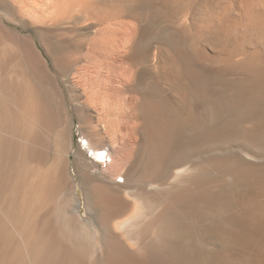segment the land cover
Masks as SVG:
<instances>
[{
	"label": "bare ground",
	"instance_id": "6f19581e",
	"mask_svg": "<svg viewBox=\"0 0 264 264\" xmlns=\"http://www.w3.org/2000/svg\"><path fill=\"white\" fill-rule=\"evenodd\" d=\"M2 1L20 23H39V33L63 47L53 62L86 125L88 151L78 152L84 160L75 171L92 181L101 215L92 231L74 207L65 129H35L51 116L43 94L48 61L33 38L0 22V264H125L124 250L132 264H156L159 248L172 251L175 263L188 262L187 253L176 255L179 244L193 241L188 212L185 219L171 214L182 200L158 195L189 187L202 169L184 166V153L174 156L185 140L181 129H217L205 131L209 139L264 129V0H203L199 28L189 0H132L118 13L97 9L96 0ZM132 89L139 90L140 136L122 127ZM188 102L195 127L183 114ZM110 138L120 156L101 169L88 153L107 162ZM260 208L250 215L258 233ZM126 209L128 216L115 220Z\"/></svg>",
	"mask_w": 264,
	"mask_h": 264
},
{
	"label": "rangeland",
	"instance_id": "374dc122",
	"mask_svg": "<svg viewBox=\"0 0 264 264\" xmlns=\"http://www.w3.org/2000/svg\"><path fill=\"white\" fill-rule=\"evenodd\" d=\"M97 1L98 0H96L95 4L97 9L109 10L117 13L122 9L121 5L132 4V0ZM133 1L135 2L136 0ZM202 2L203 0H189L187 2V12L191 13L189 15H191L190 18L193 23L195 22L193 25L195 28L200 27H198V25H200V21L202 20ZM16 13L17 12L12 6L8 4L5 5V3L0 0V22L11 30L18 31L25 37L33 38L36 41L35 48L42 52L49 65L47 70L50 76L47 78L48 84L43 87V94L45 99H47L46 101L50 108L51 116L48 124L45 122L46 124H42L43 127H38L36 125L35 129H65L69 144H73L71 146L72 149L70 150L69 160L70 169L72 168L71 172L75 178L74 183L76 184L74 190V207L80 213L83 223H86L89 228L94 231L96 227L97 229L100 228L99 217L101 215V210L93 201L94 197H92L90 191V182L92 181H85L80 173L75 171L77 160H84V156L78 154V152L88 151L86 138L83 137L84 134L86 135L85 118H82L76 109V102L78 99L75 96L76 94L74 95L75 92L70 88L68 82H66L63 75L60 74V71L56 68L55 62H53L57 59L56 57L59 58L62 56L61 49L63 47L58 45L50 35L40 34L39 29L41 28L39 23L28 20L25 21V24L20 23ZM127 18L132 19L133 16L131 15ZM64 25L69 26L70 24L65 23L63 26ZM145 73L147 74V71H145ZM190 89L188 88V92L186 93L189 96V98H187L189 102L192 95V93H189ZM146 90L147 89H145V91ZM130 94L134 97V99L131 100V104L133 105H129L130 109L128 108V114L125 117L126 119L122 127H124V130L127 129V133L135 131V134L140 136L138 124L141 123V120L135 118V116L137 117V110L140 106L139 90L132 89ZM189 102L183 114L187 117V121L189 116L188 123L190 126L194 125L193 127H195L196 115L190 111ZM91 112L95 115L94 119L98 120L99 116H97V112H95L94 109H91ZM103 121H101L102 124H104ZM102 130L105 131L106 129ZM113 130L114 129H112V131ZM184 130H186V132ZM206 130L208 132L213 129H181V133L184 132L183 135L185 140L182 142V149L176 151L174 156L178 158L184 153L183 156L185 157L180 156L184 166L193 165L199 166L202 169L195 175H192L189 187L182 184V188L176 189L177 191L171 190L168 192V189H162L158 195L160 198L168 194L171 195V197L180 198L182 202L176 204V206L180 207L176 208L175 206L171 214H177V216L182 219L184 218L182 214L188 212L187 215L190 219L189 223L192 225V231L194 233V235L192 233V243L179 244V249L178 246L176 249V255H178L180 251V254L187 253L190 259L188 258V262L187 260L183 262L184 264H264V239L263 236H261L264 230L260 229V233H258L257 229L260 224L254 226L250 218L251 211L257 210L260 207V210L264 208V129H230L231 131L227 136V139L229 138L228 140L221 136H215V138L209 139L205 136ZM216 130L217 129H214L213 131ZM199 132L203 134L199 135ZM196 134H198V136ZM191 135L193 137L189 139ZM112 141L114 142V140L110 138L109 146L106 148L108 152L111 151L109 152L110 155L108 154L107 162L98 160V158L93 156L91 151L88 153L90 159L98 161L97 163L101 169L107 168V164L110 162V156L114 160L118 159L120 156L118 151H112V144H115ZM132 157L134 156L132 155ZM79 164L82 163L79 162ZM114 167H116L117 170L119 164ZM112 172L116 173L114 168ZM165 179L171 182L170 179ZM118 180L120 182L123 181L122 178H118ZM127 197L130 199H127L129 203L133 201L132 196L127 195ZM180 203L183 205H180ZM127 209L126 211L124 210L126 214L124 211H122L123 213H117L115 215V220H123L126 218L129 214V210ZM243 216L246 218H243ZM246 225L248 226L247 233H249V235L244 232L245 230L247 231V229L242 228ZM255 227H257V229ZM261 228L263 229V227ZM249 229H251L253 233L250 232ZM101 231L100 233L103 237L108 234V230L106 229V232H104V230ZM255 231L257 235L254 233ZM251 236L254 237V239ZM165 250L163 251V249L159 248L155 253L154 258H157L156 264H170V262L171 264H183L181 261H176L175 263L173 260L174 253L170 250H166L165 252ZM124 251L123 253L118 252L120 253V258L124 259L123 262L125 264H132L130 261L132 257L130 258V255H128V258L126 255L129 254V252L127 250Z\"/></svg>",
	"mask_w": 264,
	"mask_h": 264
}]
</instances>
